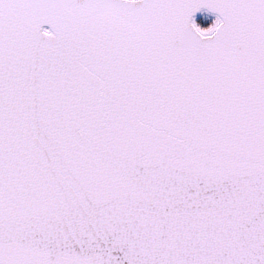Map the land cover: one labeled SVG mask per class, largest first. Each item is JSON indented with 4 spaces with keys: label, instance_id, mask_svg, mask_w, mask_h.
<instances>
[{
    "label": "snow or ice",
    "instance_id": "obj_1",
    "mask_svg": "<svg viewBox=\"0 0 264 264\" xmlns=\"http://www.w3.org/2000/svg\"><path fill=\"white\" fill-rule=\"evenodd\" d=\"M0 264H264V0H0Z\"/></svg>",
    "mask_w": 264,
    "mask_h": 264
},
{
    "label": "water",
    "instance_id": "obj_2",
    "mask_svg": "<svg viewBox=\"0 0 264 264\" xmlns=\"http://www.w3.org/2000/svg\"><path fill=\"white\" fill-rule=\"evenodd\" d=\"M45 27H47V26H45Z\"/></svg>",
    "mask_w": 264,
    "mask_h": 264
}]
</instances>
